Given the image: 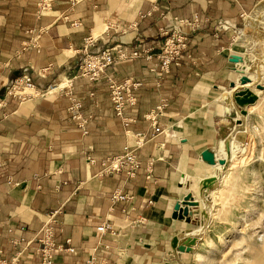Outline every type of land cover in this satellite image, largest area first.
Segmentation results:
<instances>
[{
	"label": "crops",
	"instance_id": "obj_1",
	"mask_svg": "<svg viewBox=\"0 0 264 264\" xmlns=\"http://www.w3.org/2000/svg\"><path fill=\"white\" fill-rule=\"evenodd\" d=\"M37 1L0 0V89L24 69L35 83L25 98L9 97L0 108V261L40 264L34 243L26 242L56 211L54 241L74 248L57 251L56 264H84L91 256L96 264H172L178 218L171 215L181 180L199 164L218 166L201 159L219 137L213 127L222 105L214 94L228 88L240 105L236 92L248 85L239 82L240 63L229 60L242 54L244 39L231 28L216 32L213 23L224 19L252 31L248 18L264 11V0H51L40 13ZM194 12L203 18L201 31L162 72L154 45L159 28ZM88 37L95 40L92 51L149 47L151 58L115 60L90 81L77 68ZM44 67L46 75L38 76ZM250 70L248 77H256ZM128 77L141 85L135 104L126 107L133 120L125 127L114 115L108 78ZM69 96L81 102L86 133L70 117ZM161 104L164 131L149 138L153 129L145 115ZM138 133L146 138L136 149L141 166L135 176L105 173V159L135 145ZM115 191L126 199L113 202ZM102 224L114 233L98 232Z\"/></svg>",
	"mask_w": 264,
	"mask_h": 264
},
{
	"label": "rangeland",
	"instance_id": "obj_2",
	"mask_svg": "<svg viewBox=\"0 0 264 264\" xmlns=\"http://www.w3.org/2000/svg\"><path fill=\"white\" fill-rule=\"evenodd\" d=\"M193 15L199 17V27L188 36L202 29L199 13L182 19ZM174 18L178 17L170 22ZM248 19L252 31L243 33V25H239L235 36L244 39L240 56L256 76H250L245 87L256 98L248 105H238L228 88L214 94L222 112L213 127L219 137L211 149L225 164L212 168L199 164L185 172L176 203L187 204L184 200L188 195L193 204L186 205L188 214L176 223L170 247L172 264H264V90L256 88L257 83L264 86V11L252 12ZM220 20L224 19L216 20L213 29ZM166 27L159 28L158 39ZM187 46L188 41L182 55ZM248 69L243 72L246 76ZM230 75L238 82L236 73ZM223 95H227V102Z\"/></svg>",
	"mask_w": 264,
	"mask_h": 264
},
{
	"label": "built area",
	"instance_id": "obj_3",
	"mask_svg": "<svg viewBox=\"0 0 264 264\" xmlns=\"http://www.w3.org/2000/svg\"><path fill=\"white\" fill-rule=\"evenodd\" d=\"M76 1V0H73ZM51 0H38L37 1V12L40 13L50 8ZM174 22H170V25L162 30L164 34L161 38L156 40L154 44L158 48L156 56L159 61V69L162 72H167L172 63H177L178 59L182 55V50L190 36H188L189 31H194L199 27V17L193 15L191 19L174 18ZM73 22L72 25H75ZM191 27L189 29H186ZM233 29L236 27L232 26L227 20L218 21L215 26V30L223 29ZM95 43L92 37L85 39L84 47L81 50L82 57L80 59L78 74L82 77L89 79L90 81H95L102 76L108 66H110L115 60H126L134 59L137 57H145L147 59L151 58V50L147 48L131 47L128 50L117 49L114 53L113 48L103 46L100 48H94L91 50V46ZM49 67H44L35 71L40 77H44ZM74 74L73 77H76ZM141 82L128 77L120 82L109 79L108 82V96L111 102V106L114 115L118 117L125 127L132 122V118L125 115V110L127 106L134 105L136 102L135 91L140 87ZM54 84H49L48 88L53 87ZM35 83L33 80L32 73L28 72L26 69L22 70L19 74L8 80L5 85L0 89V108L4 107L7 103L9 97H17L19 99L25 98L28 93L27 89H34ZM70 104L68 107L70 117L77 121L78 127L82 132L86 133L87 118L82 116L80 113L81 102L76 98L69 96ZM162 104L158 105L155 109H152L145 118L151 122L152 133L149 138H152L158 133L163 132V127L160 126L158 121V116L160 115V110ZM137 142L135 145H126L120 154L108 157L103 163V171L105 173H118L124 171L126 175L131 178L135 176L136 171L141 166V160L136 154V149L138 145L145 141V135L142 133L137 134ZM152 166L153 162L149 161L146 165V178L151 179L152 176ZM126 195L115 191L111 195V200H123L126 199ZM151 203V200L148 201ZM48 220L43 223L41 228L37 231L35 236L26 242V245H31L34 243V250L37 253L40 264H56L54 257L57 251H67L73 252L74 248L63 245H58L54 241L56 232V211L48 215ZM96 230L101 234L106 232L114 233L113 229L109 225L102 224L96 227ZM68 242V241H67ZM19 253V252H18ZM95 256L89 257L84 264H96ZM0 264H10L5 260H1Z\"/></svg>",
	"mask_w": 264,
	"mask_h": 264
},
{
	"label": "water",
	"instance_id": "obj_4",
	"mask_svg": "<svg viewBox=\"0 0 264 264\" xmlns=\"http://www.w3.org/2000/svg\"><path fill=\"white\" fill-rule=\"evenodd\" d=\"M231 62L233 63H238L242 61V57L240 55H233L230 57L229 59ZM250 81L249 77L246 75H241V77L239 78V82L242 86H245L246 83H248ZM256 88L259 90H264V86L258 84L256 85ZM241 98L238 102L240 105H247L252 103L256 96L252 93V91L250 89H248L247 87H244L243 89L239 90L236 92V98ZM201 159L203 161H205L206 163L213 165V164H223L225 161L223 159H217L213 152L210 150H205L202 151L201 153ZM185 200L184 202L187 204H180V203H176L174 206V210L172 213V218L177 219V218H182V216H186L188 214V209L186 207V205H192L193 204V200H188L189 196L185 195ZM182 250V248H181Z\"/></svg>",
	"mask_w": 264,
	"mask_h": 264
},
{
	"label": "bare ground",
	"instance_id": "obj_5",
	"mask_svg": "<svg viewBox=\"0 0 264 264\" xmlns=\"http://www.w3.org/2000/svg\"><path fill=\"white\" fill-rule=\"evenodd\" d=\"M240 63V65H241V67H243V69L242 70H240V71H242V72H244L245 70H247L248 69V67L246 68V65L244 66L243 64L245 63L244 61H241V62H238L237 64H239ZM240 66H239V68H241ZM249 70V69H248ZM250 82V81H249ZM248 82V83H249ZM259 83H257L256 85H258ZM223 141V140H222ZM229 148V147H228ZM227 148V145H226V149H227V152H229L228 149ZM213 152V151H212ZM213 154H214V156L216 157V155H215V153L213 152ZM225 156H227V155H225ZM224 160V159H223ZM225 161V160H224ZM206 163V162H205ZM225 164V162L223 163V164H213V165H224ZM210 165V164H209Z\"/></svg>",
	"mask_w": 264,
	"mask_h": 264
}]
</instances>
